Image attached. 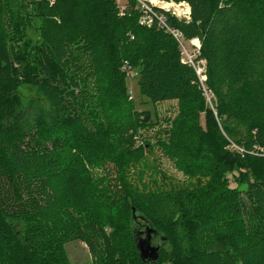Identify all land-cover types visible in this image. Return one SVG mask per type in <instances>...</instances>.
Here are the masks:
<instances>
[{
  "label": "trees",
  "instance_id": "obj_1",
  "mask_svg": "<svg viewBox=\"0 0 264 264\" xmlns=\"http://www.w3.org/2000/svg\"><path fill=\"white\" fill-rule=\"evenodd\" d=\"M185 1L190 20L153 7L200 38L204 83L138 0H0V264H70L72 240L97 264H264V0ZM128 68L142 96L179 105L138 148L151 112ZM25 84L60 116L23 111Z\"/></svg>",
  "mask_w": 264,
  "mask_h": 264
},
{
  "label": "rangeland",
  "instance_id": "obj_2",
  "mask_svg": "<svg viewBox=\"0 0 264 264\" xmlns=\"http://www.w3.org/2000/svg\"><path fill=\"white\" fill-rule=\"evenodd\" d=\"M122 6H125L128 0H117ZM169 3L167 0H156L153 2L149 0L150 5H169L173 6L180 11H185L187 9L186 5L179 4L177 0H171ZM187 46L191 47V43L187 42ZM197 67H202L205 69L206 62L204 59L194 60ZM207 78L206 73L203 71L201 74L202 82L204 83ZM128 87V99L130 101H135L138 109H147L151 112V116L147 118H142L140 121V126L137 129V133L130 138L129 143L132 147H140L145 139H150L155 141V134L161 128H169L172 123V119L177 115L179 111V105L177 101H166L162 103H153L146 97L140 94L138 84H137V73L128 74L126 79ZM133 90V99L131 98L130 91ZM20 98H21V108L23 111L29 115H39L42 114L48 119H54L60 116V111L57 105L49 97L48 93L41 87L25 84L20 88ZM132 99V100H131ZM170 118V120H169ZM259 150L264 153V149L259 148ZM163 167L176 178L182 179L184 175L180 172L175 165L168 159H162ZM109 169L114 170L112 167ZM234 184V182H232ZM145 237V235H143ZM154 245L158 244V241L153 242ZM65 252L70 264H97L95 257L90 253L87 245L80 240L69 241L65 245ZM106 254L103 253V256Z\"/></svg>",
  "mask_w": 264,
  "mask_h": 264
},
{
  "label": "built area",
  "instance_id": "obj_3",
  "mask_svg": "<svg viewBox=\"0 0 264 264\" xmlns=\"http://www.w3.org/2000/svg\"><path fill=\"white\" fill-rule=\"evenodd\" d=\"M139 1V5L141 7L142 10V18H141V22L144 24H148V25H152L154 22V18H157V25L159 26V28L165 29L166 31L172 33V35L178 40L179 42V46L181 48L182 51V62L184 63H188L190 65H192L195 69L196 72L198 73L200 79H201V74L204 71V69L202 67H197L196 64L194 63V60H196L197 55L200 53V49H201V40L199 37H193L189 40L186 39L185 35L183 34V32L178 29L175 28L173 26H171L168 22H167V16L165 13H158L157 11H155L153 6H157V7H161L162 9H164L166 12H170L173 15L177 16L180 19H185V20H190L191 19V6L190 4L185 1V0H181L179 1L181 5H186L187 9L185 11H180L179 9L173 7L172 5H150L148 3L149 0H138ZM168 4L169 3H173V2H169L171 0H167ZM187 42L191 43V47L187 46ZM134 73L130 68H128V74H132ZM202 80V79H201ZM131 94V98H133V90L131 89L130 91ZM211 97L208 96V100H210ZM243 150V149H241ZM263 150V149H262Z\"/></svg>",
  "mask_w": 264,
  "mask_h": 264
},
{
  "label": "water",
  "instance_id": "obj_4",
  "mask_svg": "<svg viewBox=\"0 0 264 264\" xmlns=\"http://www.w3.org/2000/svg\"><path fill=\"white\" fill-rule=\"evenodd\" d=\"M133 215L135 216V210H133ZM151 233H156L157 230L155 228H147V237L142 238L139 241L138 248L140 250L141 256L144 258H150V260L157 259L158 258V252L160 249V246H155L152 244L153 238Z\"/></svg>",
  "mask_w": 264,
  "mask_h": 264
},
{
  "label": "bare ground",
  "instance_id": "obj_5",
  "mask_svg": "<svg viewBox=\"0 0 264 264\" xmlns=\"http://www.w3.org/2000/svg\"><path fill=\"white\" fill-rule=\"evenodd\" d=\"M153 2H155L156 0H152Z\"/></svg>",
  "mask_w": 264,
  "mask_h": 264
}]
</instances>
